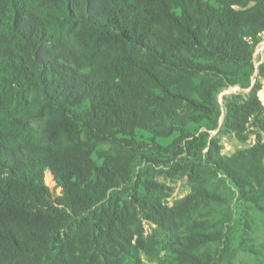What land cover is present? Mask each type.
<instances>
[{
	"label": "trees",
	"instance_id": "16d2710c",
	"mask_svg": "<svg viewBox=\"0 0 264 264\" xmlns=\"http://www.w3.org/2000/svg\"><path fill=\"white\" fill-rule=\"evenodd\" d=\"M263 35L264 0H0V264H236L251 226L213 180L264 208V60L224 97L253 143L187 134L251 84Z\"/></svg>",
	"mask_w": 264,
	"mask_h": 264
},
{
	"label": "rangeland",
	"instance_id": "374dc122",
	"mask_svg": "<svg viewBox=\"0 0 264 264\" xmlns=\"http://www.w3.org/2000/svg\"><path fill=\"white\" fill-rule=\"evenodd\" d=\"M264 60V35L256 46V49L253 54V74L251 75V84L246 87H242L240 85L229 86L220 91L218 94V105H219V115L214 117V120L211 122H203L197 127H193L189 130V134L187 138H190L191 135H201L202 132H207V137H219L221 152L224 154H230L234 152L238 148H242L250 145L254 142V136L252 135L246 143H241L237 139H235L232 135L223 132V118L225 114V102L224 97L229 96L233 93H247L251 86L257 80V67ZM262 90L259 91V99L264 104V80L261 81ZM187 138L183 139L179 144L178 152L172 150L163 151L160 150L159 154L156 156L155 164L158 167H170V164L174 165V162L183 161L187 152ZM162 145H168L171 143L172 138L168 139H160L158 140ZM199 147V143L196 142L195 145L192 146V151H195ZM186 148V152H185ZM205 149V147H204ZM204 149L202 153L204 152ZM162 180V179H161ZM218 189H220L227 197L229 204L233 211V225L237 229V231L242 230V226L244 220L247 219L251 226V230L248 232L247 236L249 239L247 240L248 248L243 250H237L235 256L236 264H264V255L261 252V245L264 243V208L259 209L257 207L252 206L250 203L241 202L237 198V193L231 182L227 179V181L223 180V178L218 176L213 180ZM172 194L169 197V201L172 203L175 198H179L184 196L189 191L188 182L186 176H182L177 178L175 181L171 182ZM238 234L235 237L234 244L238 243Z\"/></svg>",
	"mask_w": 264,
	"mask_h": 264
}]
</instances>
